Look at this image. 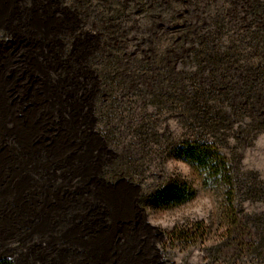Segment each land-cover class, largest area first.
<instances>
[{
	"label": "rangeland",
	"instance_id": "1",
	"mask_svg": "<svg viewBox=\"0 0 264 264\" xmlns=\"http://www.w3.org/2000/svg\"><path fill=\"white\" fill-rule=\"evenodd\" d=\"M122 1L124 21L104 26L109 13L86 18L70 0H0V264H76L94 236L111 255L99 264H264V0ZM218 15L229 57L186 64L182 40ZM192 76L219 97L209 115L225 121L232 186L168 153L193 129ZM168 81L183 109L148 96ZM53 171L80 202L35 228ZM172 181L193 197L144 205Z\"/></svg>",
	"mask_w": 264,
	"mask_h": 264
},
{
	"label": "trees",
	"instance_id": "2",
	"mask_svg": "<svg viewBox=\"0 0 264 264\" xmlns=\"http://www.w3.org/2000/svg\"><path fill=\"white\" fill-rule=\"evenodd\" d=\"M70 1L72 2V8H74V12L80 15L84 14L86 18H89L92 15L100 16L102 14L100 13L101 11H104V13H109L108 15L106 14L104 16L107 19L102 23L104 26H106V24L110 23L111 21H124V17L127 16V4L122 0ZM141 8L137 12H144V9ZM218 16H221V19L219 20L215 18L211 31H204L203 26H201V28L195 29V36L192 32L186 34L182 40L185 42V44H189L188 48H186V51L189 50L186 64L193 63L196 66H212L217 62L219 63L222 61V59H225V57H229L227 53L221 50L223 44L220 40V37L223 31L225 20L222 19V15ZM208 39L210 41H208ZM154 61L159 62L160 60ZM109 64L106 66L107 70H109V67H112L111 65L109 66ZM182 74L184 75L187 73L183 72ZM108 75L115 76L117 75V72L115 70H109ZM169 76L170 74H168V77ZM188 78L193 82L190 84V87L193 89V107L188 108L186 111L191 110L194 113L191 123L193 129L190 131V136L184 137L177 142L169 141L167 145L168 153L176 159L186 162L190 167L196 169L197 172L204 175V177H214L224 181V183L228 184L229 186H232L233 181L230 167L224 155L219 151L215 139V137H217L215 135L219 131V126L221 127V124L225 121L210 116V112L214 108V104H217L216 101L219 99V97L216 93L205 89L202 85H195V78L193 76ZM163 79L167 81L166 78ZM108 85L111 89L110 91L117 90L115 85L113 86L110 83ZM158 86L159 88L156 87V89L151 87V93L148 96L155 98L158 97L157 94H159V96L165 100L163 101V105L167 107L170 105V109L175 105H178V107L181 106L182 109L186 107L185 103H183L184 101L176 91L177 88L179 89V82L178 85L177 83L175 85L169 82L160 84ZM156 91L158 93H156ZM172 104L175 105L172 106ZM204 131H210L214 140L210 141L207 139L205 134H203ZM192 197L193 192L188 187L182 183L172 181L156 188L148 196L144 197L143 203L145 206L164 210L181 205L190 200ZM1 264L8 263L2 262Z\"/></svg>",
	"mask_w": 264,
	"mask_h": 264
},
{
	"label": "crops",
	"instance_id": "3",
	"mask_svg": "<svg viewBox=\"0 0 264 264\" xmlns=\"http://www.w3.org/2000/svg\"><path fill=\"white\" fill-rule=\"evenodd\" d=\"M77 166L79 167V164L76 165V168ZM87 179L88 178L85 177V179L83 180V182L81 181V183L86 184L89 181V179L88 180ZM89 184L90 182H88L86 185H89ZM80 187H81L80 185H73L71 182H68V178L66 177V175H62V174L59 175L55 171H53L52 181H49L48 183H46V185L40 186L39 188L40 191L38 190L39 197L36 198V205L38 207L37 210L39 211L37 214L41 216V220L36 221L37 225L35 226V228L36 227L40 228L47 218L48 219L46 221L49 222L48 224H51V221L53 223L52 216L55 215V211L56 213L60 212L61 214L64 215L66 214V211L69 207L79 205V202H80L79 197L81 194ZM101 188L104 189L103 193L105 194L106 192H108L107 189L109 190L112 189V188H107L104 185L103 186L101 185ZM85 190H88L87 186ZM96 238L94 236L93 238H90V241L88 243H86L88 245L87 247H89L87 249L88 254L86 255L87 257L86 259L88 260H81L77 262L76 264H90L88 263V261L92 262V260H93L92 264L102 263L103 260H106V263L109 262L108 260L111 257V255H107L108 252H103V251L98 252V250L96 249V245H95L97 241ZM76 255L80 256V253H76ZM91 258L93 259L91 260ZM96 259L98 261H96ZM51 263L53 262H50L48 264H51ZM112 263L117 264L114 260L112 261Z\"/></svg>",
	"mask_w": 264,
	"mask_h": 264
}]
</instances>
